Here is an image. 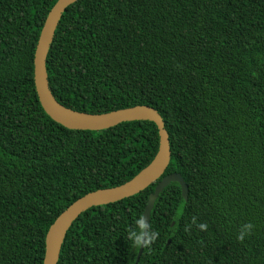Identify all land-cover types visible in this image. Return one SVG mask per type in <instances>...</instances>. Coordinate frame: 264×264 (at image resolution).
Returning a JSON list of instances; mask_svg holds the SVG:
<instances>
[{
	"label": "trees",
	"instance_id": "trees-1",
	"mask_svg": "<svg viewBox=\"0 0 264 264\" xmlns=\"http://www.w3.org/2000/svg\"><path fill=\"white\" fill-rule=\"evenodd\" d=\"M56 1L0 0V264H42L68 206L133 179L158 151L149 121L93 132L45 114L33 59ZM45 65L65 108L155 109L171 153L163 177L180 174L188 190L187 201L177 183L158 195L149 225L160 235L137 262L128 232L156 183L79 215L57 264H264V0H77Z\"/></svg>",
	"mask_w": 264,
	"mask_h": 264
},
{
	"label": "water",
	"instance_id": "water-1",
	"mask_svg": "<svg viewBox=\"0 0 264 264\" xmlns=\"http://www.w3.org/2000/svg\"><path fill=\"white\" fill-rule=\"evenodd\" d=\"M76 1L57 0L48 12L38 36L33 59V81L36 95L42 109L52 121L69 130L97 132L125 122H152L158 130V151L152 162L133 179L117 187L90 192L68 206L51 224L46 233L42 264H57L66 232L79 215L90 208L108 205L132 197L153 183H156L153 192L148 197L142 214L146 222L149 223L150 214L158 195L170 183H177L179 185L181 196L185 201H187L188 195L187 186L180 174L172 173L162 177L169 165L171 153L164 122L155 109L148 106H136L91 115L65 108L53 97L47 80L46 57L62 14L67 7ZM142 249L143 247H139L136 262L141 255Z\"/></svg>",
	"mask_w": 264,
	"mask_h": 264
},
{
	"label": "clouds",
	"instance_id": "clouds-1",
	"mask_svg": "<svg viewBox=\"0 0 264 264\" xmlns=\"http://www.w3.org/2000/svg\"><path fill=\"white\" fill-rule=\"evenodd\" d=\"M192 223H196L195 217L192 218ZM135 225L137 226L138 231L134 228H130L128 232V239L132 241L135 247L150 248V246L158 239L160 235L159 232L152 231L149 223L146 222L145 217L143 216L135 220ZM197 227L202 231H206L208 225L206 223H200L197 224ZM253 227L254 226L251 223L244 224L237 235V240L242 242L245 239V236L250 234ZM185 230H188L187 227Z\"/></svg>",
	"mask_w": 264,
	"mask_h": 264
},
{
	"label": "bare ground",
	"instance_id": "bare-ground-1",
	"mask_svg": "<svg viewBox=\"0 0 264 264\" xmlns=\"http://www.w3.org/2000/svg\"><path fill=\"white\" fill-rule=\"evenodd\" d=\"M165 128V127H164ZM169 140V139H168ZM150 222V221H149Z\"/></svg>",
	"mask_w": 264,
	"mask_h": 264
}]
</instances>
